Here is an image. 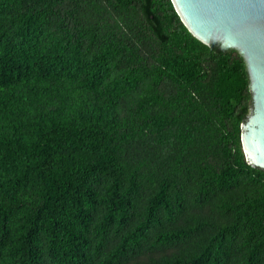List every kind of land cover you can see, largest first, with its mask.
<instances>
[{
    "label": "trees",
    "instance_id": "1",
    "mask_svg": "<svg viewBox=\"0 0 264 264\" xmlns=\"http://www.w3.org/2000/svg\"><path fill=\"white\" fill-rule=\"evenodd\" d=\"M251 111L172 0H0V264H264Z\"/></svg>",
    "mask_w": 264,
    "mask_h": 264
},
{
    "label": "water",
    "instance_id": "2",
    "mask_svg": "<svg viewBox=\"0 0 264 264\" xmlns=\"http://www.w3.org/2000/svg\"><path fill=\"white\" fill-rule=\"evenodd\" d=\"M199 40L244 56L251 80L252 111L242 125L248 163L264 170V0H172Z\"/></svg>",
    "mask_w": 264,
    "mask_h": 264
}]
</instances>
